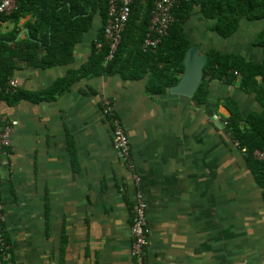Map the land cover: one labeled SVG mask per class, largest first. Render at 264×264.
<instances>
[{"label":"crops","instance_id":"obj_1","mask_svg":"<svg viewBox=\"0 0 264 264\" xmlns=\"http://www.w3.org/2000/svg\"><path fill=\"white\" fill-rule=\"evenodd\" d=\"M30 20L0 19V36L16 28L18 39L27 37ZM213 24L195 7L186 31L205 51L264 58V48L252 46L258 21H242L227 39L209 30ZM102 27L97 17L67 64H19L10 78L18 86L9 80V91L34 98L0 96V118L16 121L1 167L6 264H132L135 188L113 147L103 96L116 106L141 177L147 264H264V189L223 125L227 99L243 117L264 116L256 94L236 78L213 79L198 105L170 91L150 94L149 73H83L102 47ZM70 70L77 72L70 87L50 94Z\"/></svg>","mask_w":264,"mask_h":264},{"label":"trees","instance_id":"obj_2","mask_svg":"<svg viewBox=\"0 0 264 264\" xmlns=\"http://www.w3.org/2000/svg\"><path fill=\"white\" fill-rule=\"evenodd\" d=\"M157 0H133L130 14L122 34L120 47L113 59L106 62L108 48L104 43V29L109 0H17L16 10L9 16L0 14V19L15 22L31 15L26 23L29 35L18 39L16 28L0 36V96L18 101L21 98H34L25 92H10L8 82L20 63L31 66L53 67L67 64L74 59V48L81 42L94 20L100 17L103 27L98 42L102 47L94 50L90 60L81 70L91 74H126L142 78L149 73L147 90L150 94H163L177 84L185 70V56L194 44L187 34L186 24L199 7L202 17L214 20L209 30L222 38H230L239 31L243 21L264 20V0H181L173 9L174 23L169 35L153 49L143 50L151 20V11ZM261 24V23H260ZM252 46L264 48V24L257 33ZM208 59L204 67L202 81L192 100L203 105L209 94V83L213 79L232 82L235 78L239 87L256 94L264 107V58L247 59L235 52L212 49L206 51ZM128 77V76H127ZM77 78V72L70 70L62 79L55 82L52 92L64 91ZM229 117L225 119L226 129L238 147L246 148L248 153L264 150V116L250 113L243 117L238 105L232 99L225 101ZM258 184L264 189V168L262 163L245 157ZM0 255V264H6Z\"/></svg>","mask_w":264,"mask_h":264},{"label":"built area","instance_id":"obj_3","mask_svg":"<svg viewBox=\"0 0 264 264\" xmlns=\"http://www.w3.org/2000/svg\"><path fill=\"white\" fill-rule=\"evenodd\" d=\"M17 0H0V14L4 16L11 15L17 8ZM133 0H109L106 24L104 29V43L108 48L106 61L114 58L120 47L122 34L130 14V6ZM181 2V0H157L154 2L151 11L150 25L147 30L145 40L143 42V50L156 48L162 40L169 35V30L175 21L173 9ZM10 87L15 90L18 86L15 79L10 80ZM102 108L106 116H109L113 124V147L117 151L121 162L125 169L130 173L134 192V208L133 221L131 227V249L130 254L132 264H147L146 247L147 241V202L141 189V177L137 172L136 163L131 153L130 139L126 135L123 123L118 115L116 106L109 96L101 98ZM218 120L217 116H214ZM16 121L4 123L0 118V255L3 259L9 256L10 243L5 235L6 215L5 207L2 199L3 177L1 167L3 159L9 155V147L11 145V135ZM226 125V121L223 122ZM238 145L237 141H234ZM240 153L254 161L260 162L264 168V150H254L248 153L246 148H240Z\"/></svg>","mask_w":264,"mask_h":264},{"label":"water","instance_id":"obj_4","mask_svg":"<svg viewBox=\"0 0 264 264\" xmlns=\"http://www.w3.org/2000/svg\"><path fill=\"white\" fill-rule=\"evenodd\" d=\"M263 25L264 20L260 21ZM25 32L28 33L26 30ZM207 53L199 44H194L188 50L185 56V70L180 81L171 86L170 92L186 97L193 98L197 88L199 87L203 75L204 67L207 63Z\"/></svg>","mask_w":264,"mask_h":264},{"label":"flooded vegetation","instance_id":"obj_5","mask_svg":"<svg viewBox=\"0 0 264 264\" xmlns=\"http://www.w3.org/2000/svg\"><path fill=\"white\" fill-rule=\"evenodd\" d=\"M137 167V166H136Z\"/></svg>","mask_w":264,"mask_h":264}]
</instances>
